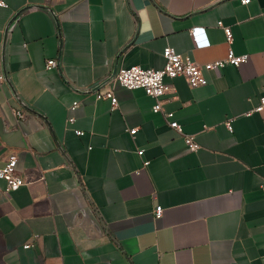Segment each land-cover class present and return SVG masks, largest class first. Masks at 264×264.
I'll use <instances>...</instances> for the list:
<instances>
[{"label": "crops", "instance_id": "1", "mask_svg": "<svg viewBox=\"0 0 264 264\" xmlns=\"http://www.w3.org/2000/svg\"><path fill=\"white\" fill-rule=\"evenodd\" d=\"M2 1L0 167L16 154L26 179H0L2 264H264V0ZM168 46L249 60L203 86L166 77L160 111L141 88L97 97L121 67L163 68Z\"/></svg>", "mask_w": 264, "mask_h": 264}, {"label": "built area", "instance_id": "2", "mask_svg": "<svg viewBox=\"0 0 264 264\" xmlns=\"http://www.w3.org/2000/svg\"><path fill=\"white\" fill-rule=\"evenodd\" d=\"M242 2L246 4L249 3L250 0H242ZM0 5L6 6V3L0 0ZM219 24L225 29L227 39L229 42H231L233 39L232 29L228 26H225L222 21H220ZM198 31V29L192 30V36L196 41L197 46H199V43L196 40ZM163 54L166 59V64L161 69L145 68L140 65L119 68L115 76L111 79L110 86L99 89L97 92V97L99 99H110L113 107H116L118 105V98L114 91L115 84H119L128 89L141 88L148 95L156 99L157 102L154 105V110L160 111L162 110V97L173 90V85L166 82V77L174 78L182 75L186 78L190 86H203L208 83V78L205 74L206 71L222 69L227 65L240 66L249 60V54H237L231 48L224 58L204 64L193 60L191 57H184L174 47L171 46L165 47ZM56 65L57 61L55 59H50L47 63L48 68L55 67ZM3 78V75H0V80ZM78 106L79 103L75 102L72 108L76 109ZM254 111L264 112V95L260 97V102L255 107ZM16 115L19 119L25 118V113L23 111H16ZM165 115L169 119L173 116V114L169 112H165ZM70 120L73 122L75 119L73 117ZM170 125L177 131L183 133V127L177 120L171 119ZM227 125L229 129L232 130V124L230 121L227 122ZM130 132L135 135L137 129H131ZM77 133L79 135L83 134L82 131H77ZM185 141L192 151H196L200 148L199 143L196 141L193 135H185ZM138 153L143 155L144 150L140 149ZM145 163L148 164V162ZM0 179H3L7 182L8 191H16L26 184L25 177L18 171V156L16 154H12L9 157L6 165L0 167ZM155 213L157 217H160L163 213V207L157 206ZM31 246V243L24 245L25 248H29Z\"/></svg>", "mask_w": 264, "mask_h": 264}, {"label": "rangeland", "instance_id": "3", "mask_svg": "<svg viewBox=\"0 0 264 264\" xmlns=\"http://www.w3.org/2000/svg\"><path fill=\"white\" fill-rule=\"evenodd\" d=\"M0 264H2V262L0 261Z\"/></svg>", "mask_w": 264, "mask_h": 264}]
</instances>
